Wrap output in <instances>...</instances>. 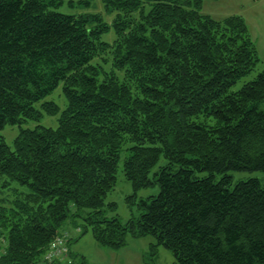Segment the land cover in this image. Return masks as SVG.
I'll return each instance as SVG.
<instances>
[{
  "label": "trees",
  "instance_id": "trees-1",
  "mask_svg": "<svg viewBox=\"0 0 264 264\" xmlns=\"http://www.w3.org/2000/svg\"><path fill=\"white\" fill-rule=\"evenodd\" d=\"M204 1L102 0L118 12L108 44L100 16L62 0H0V177L27 189L0 199V264H74L69 228L112 250L151 236L175 264H264V186L228 175L264 173V69L231 91L259 59L244 20ZM60 84L62 111L44 101ZM43 114L57 127L5 143V125ZM120 161L134 192L159 187L125 224L104 203Z\"/></svg>",
  "mask_w": 264,
  "mask_h": 264
},
{
  "label": "rangeland",
  "instance_id": "rangeland-1",
  "mask_svg": "<svg viewBox=\"0 0 264 264\" xmlns=\"http://www.w3.org/2000/svg\"><path fill=\"white\" fill-rule=\"evenodd\" d=\"M85 1H88L89 5L85 4ZM54 11L72 16L98 15L109 26L108 32L101 36L102 41L112 44L115 40L112 23L118 12L106 10L102 0H62V5ZM200 13L208 15L215 20H223L234 15L240 16L247 26L259 61L247 76L241 78L232 86L231 91H237L245 83L252 81L264 69V0H205ZM108 58V56L103 55L96 58L92 64L108 72L110 70ZM103 59H105V62ZM44 101L56 103L62 111L66 106L62 85L60 84ZM58 118L59 114L55 116L43 114L37 121L23 122L14 126L5 125L1 135L5 143L12 148L20 128L33 129L38 126L56 128ZM164 164L165 160L161 158L152 172H155ZM228 175L231 177V187L239 181H245L250 178L259 179L264 186V173L262 172H230ZM201 176H207V173H203ZM220 178L221 175H215L216 180ZM22 191H27L25 186L9 181L7 177H0V199L12 200L15 195ZM158 192V185L134 192L131 183L123 175L122 161H120L116 173V185L104 200L105 215L107 218L117 217L122 224H125L133 215H137L136 202L138 200L156 196ZM111 203L115 204V209L108 207ZM75 222L79 225L81 221L76 219ZM66 233L69 234L68 241L69 239L71 240L69 250L74 264H175V258L171 252L162 246H158L154 251V255L152 254L151 245L155 243V239L151 236L139 238L127 236L124 247L112 250L98 246L90 230L82 235L80 229L73 230L69 228Z\"/></svg>",
  "mask_w": 264,
  "mask_h": 264
},
{
  "label": "built area",
  "instance_id": "built-area-1",
  "mask_svg": "<svg viewBox=\"0 0 264 264\" xmlns=\"http://www.w3.org/2000/svg\"><path fill=\"white\" fill-rule=\"evenodd\" d=\"M59 245H60V243H57V244L54 243V244L52 245V249L57 250Z\"/></svg>",
  "mask_w": 264,
  "mask_h": 264
}]
</instances>
